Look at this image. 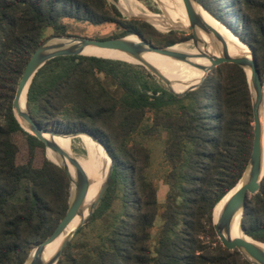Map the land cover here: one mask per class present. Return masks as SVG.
<instances>
[{"label":"trees","instance_id":"obj_1","mask_svg":"<svg viewBox=\"0 0 264 264\" xmlns=\"http://www.w3.org/2000/svg\"><path fill=\"white\" fill-rule=\"evenodd\" d=\"M195 1L251 50L264 80V0ZM63 18L124 28L110 38L158 35L149 23L126 20L108 0H0V264H24L33 244L50 237L68 209L67 174L50 161L47 149L36 166L37 150L45 145L21 126L12 108L43 30L65 35ZM177 34L162 35V46L181 41ZM27 109L46 130L93 135L113 162L108 187L89 220L103 217L116 199L120 212L104 239L88 248L91 262L80 260L69 243L57 264H250L221 245L213 226L215 206L237 184L251 154V96L241 67L221 64L179 97L140 65L61 56L35 74ZM138 131L168 134L170 190L154 253L150 234L159 215L157 190L145 174L149 149L130 143ZM17 133L27 142L21 164L12 157ZM241 225L247 236L264 243V177L246 200Z\"/></svg>","mask_w":264,"mask_h":264},{"label":"water","instance_id":"obj_2","mask_svg":"<svg viewBox=\"0 0 264 264\" xmlns=\"http://www.w3.org/2000/svg\"><path fill=\"white\" fill-rule=\"evenodd\" d=\"M183 1L188 9L187 19L189 22V27L187 31L192 35L193 46L200 47L201 43L198 39V33L202 32V33L209 34L210 36L212 35L210 33V30L207 27H205L204 24L202 23V20L200 16L198 15V13L195 11L194 6L198 5L207 14L209 13L195 0H183ZM209 15L212 16L211 14ZM130 35L136 36L138 40L140 41L133 42V41L128 40L129 35L124 36V37H119V38H110V39H90V38H79V37H70V36H53L43 41L31 55L29 61L27 62L24 68L22 77L16 88L15 96H14L13 103H12V108H13L14 114L16 118L18 119V121H19V118L16 115V111L19 110V101H20V95H21L23 86L25 85L28 79H30V83H29V86H30L32 79L34 78L35 74L39 71V69H41L48 61L56 57L84 55L82 53V49L89 47V46L122 52L128 55L130 58H132L138 63L144 62L143 55L147 52H155L162 56L169 57L171 59H175L179 61H188L191 57H194L187 53L174 50L173 49L174 45L169 46V47L160 48V47L154 46L152 43L145 41L137 34H130ZM216 40L218 41V39ZM220 47H221V54L220 56H217V57L209 56V54L207 55L205 54V52H202V55L200 57L206 58L210 62V66L205 68L206 75L213 68L221 64H224V63L236 64L244 70L246 77H247L250 96H251V105H252V114H253V120H252L253 140H252L251 154H250L247 166L241 178L237 182V184L229 192L233 191L239 184H240V187L228 199L217 221L213 220V226H214V230L217 235V238L219 239L223 247L231 251H238L242 255V257L246 261H248L250 264H264V249L260 247L259 245V244L264 245V243L256 241L252 239L251 237L247 236L241 225V220H242V215H243L246 200L258 192L259 187H260V182L262 178L264 177V174H262L263 168H262V162H261L262 129H261V124H260V109H261V106L264 100V80L262 79L260 75L254 55L252 54L251 50H250V58L241 56V55L233 57L227 52V49L223 43H221ZM101 58H104V57H101ZM106 59H112V58H106ZM113 60H119V59H113ZM145 68L149 72H151V74L159 78V76L155 74V72L151 68L149 67H145ZM249 71L251 72L250 77L248 75ZM159 79L161 80V78ZM198 86H196L195 88H192L189 91L196 89ZM168 91L179 97H182L186 95V93L189 92L187 91L182 94H178V93L173 92L171 89H168ZM27 93H28V90H27ZM19 117L26 124L27 130L26 129L25 130L27 132H29L33 136L37 137L40 141H42L46 149H50L59 161L65 160V157H66L65 152L62 151L53 141L45 140L42 137V135L44 133H47L48 130L37 125L32 119V117L30 116L28 109H27V96H26V109L24 112L20 111ZM49 132L57 134L56 132H53V131H49ZM75 134L76 133H72L69 135H75ZM94 138L98 140L96 137ZM98 142L104 147V149L108 153L105 146L99 140ZM108 155L111 159V156L109 153ZM51 162L59 166L60 168H62L67 174V177L69 179L70 193H69L68 209H67L65 217L58 224V226L56 227L52 235L48 237L45 241L39 243L35 247V249H33L34 250L33 254L31 253L29 254L24 264H57L58 263L62 255V251L64 247L68 245L69 241L75 235L77 230L84 224V222L89 217L92 216L95 209L97 208L103 194L105 193L108 187L111 172H112V167H113V162L111 159V167H110L109 175H108L107 181L101 191V194L97 202L92 206L90 214L85 219V221L75 230L72 236L65 242L58 258L54 262H50V261L43 262L41 260V256H42L45 246L49 244L50 242H52L56 237H58L76 216L83 215L84 201H85L86 194L88 191V186H89V181L86 175L84 174V172L78 166V164L76 163L73 164L77 169L76 171L77 180H76V183L74 184V187H72L73 181L70 176V173L68 172V169L65 166L57 164L53 161ZM236 217L239 218L240 230L243 232L245 237L249 238V240L243 239V238L232 239L230 237L232 224L234 220L236 219Z\"/></svg>","mask_w":264,"mask_h":264},{"label":"rangeland","instance_id":"obj_3","mask_svg":"<svg viewBox=\"0 0 264 264\" xmlns=\"http://www.w3.org/2000/svg\"><path fill=\"white\" fill-rule=\"evenodd\" d=\"M109 3L115 5L123 17L126 20H138L141 22L149 23L158 33L155 35H145V41L152 43L156 47L162 48L161 42L163 41V36L169 31L177 32V37L181 38L182 40L175 43L177 47H186V51L189 53H197L200 51L193 46L192 43V35L184 29H177L173 26L169 27H159L158 22H150L148 19L139 17V16H132L127 15L123 8L121 7L120 0H108ZM134 7L140 13L146 14H153L155 16H169L175 18L177 15L180 16L179 11L182 7L169 6L165 3H162L159 0H133ZM128 3V2H127ZM181 17V16H180ZM214 26L219 29L225 36H234L230 30L225 28L218 20L214 17ZM62 22L67 27V32L63 36H70V37H79V38H90V39H106L110 37H115L120 35L124 32V28L114 24V23H106L101 25H94L86 21L77 20V19H70V18H63ZM160 35V36H159ZM54 32L52 29L46 28L42 32V39L43 41L53 37ZM127 36V35H126ZM139 36V35H138ZM133 39L134 42H139L138 38L134 35L129 36ZM238 40L239 38L236 37ZM240 41V40H239ZM241 42V41H240ZM246 48V46H244ZM86 55V54H84ZM92 56V55H89ZM155 61L167 59L168 57L154 55ZM98 57V56H96ZM116 59V58H114ZM125 61L123 59H119ZM129 62V61H126ZM134 65H140L142 67H149L145 64L138 63V62H129ZM210 63L208 64H201V65H192L191 71L185 68H178L174 70H159L152 67L151 68L155 74L161 78V80L156 77L161 84L162 87L166 89H171L173 92L176 93H184L192 88L198 86L201 81L206 77L205 68L209 67ZM146 69V68H145ZM147 70V69H146ZM151 73V72H150ZM209 74V73H208ZM153 75V74H152ZM172 110V109H171ZM151 116L148 115L145 123H150ZM53 131L54 130H48ZM59 134H66L70 136L68 137L70 141L72 155L75 161L90 163L92 160H99L101 163L102 171H103V179L101 186L99 187L100 190L103 189L108 174L111 167V160L104 149V147L98 143L91 135L85 133H76L75 135H69L72 133L67 132H56ZM168 134L164 131L160 132L157 136H145L143 132L138 131L134 135H132L130 139L131 144H141L149 149L150 151V164L145 171L146 177L148 180L152 181L157 190V201L159 206V215L156 217L154 221L153 228L150 234V247L152 253H154L155 248L157 246L159 232L163 223L161 213L166 207L167 204V195L169 193V185L167 176L171 171V167L165 158V148L167 146ZM12 150H13V162L14 164H21L26 161L27 158V142L25 137L17 133L12 137ZM46 158V147L44 149L40 148L37 150L35 164L36 166H40L43 160ZM120 212V201L116 199L111 206V209L101 218L97 219L96 221H90V217L84 222V224L77 230L75 235L69 241L74 245V251L77 257L84 262H91L92 256L87 250L89 247L99 244L107 234L109 227L117 215ZM219 240V239H218ZM41 243L35 242L30 249L29 254L35 247ZM68 243V244H69ZM27 256V257H28ZM27 259V258H26Z\"/></svg>","mask_w":264,"mask_h":264},{"label":"bare ground","instance_id":"obj_4","mask_svg":"<svg viewBox=\"0 0 264 264\" xmlns=\"http://www.w3.org/2000/svg\"><path fill=\"white\" fill-rule=\"evenodd\" d=\"M162 3H165L169 6H172V9H174L173 6H178L182 7L181 10L179 11L180 16H176L175 18L169 17V16H155L153 14H146V13H140L137 11L134 7V2L133 0H120L121 7L123 8L124 12L127 15H132V16H139L148 19L150 22H158V26L161 27H169L173 26L177 29H184L187 30L189 27V22L187 19V12L188 9L184 3L183 0H159ZM128 2V3H127ZM195 11L198 13L200 16L202 23L204 24L205 27H207L210 30V33L212 36L206 33H198V39L201 43V46L195 47L200 51L197 53H189L186 51V47H177L175 44L173 49L176 51L184 52L189 55H192L194 57H191L188 61H179L171 58L167 59H162L155 61L154 55H160L155 52H147L143 55L144 57V62L142 64H145L149 67L159 69V70H174L178 68H185L191 71L192 65H201V64H208L210 63L208 59L200 57L202 55V52H205V54H209V56L217 57L220 56L221 54V43H223L227 49V52L235 57V56H245L250 58V49L242 42H240L236 37L232 36H225L219 29H217L214 26V19L212 16L207 14L205 11H203L198 5L194 6ZM218 39V41L216 40ZM128 40L133 41L130 37H128ZM134 42V41H133ZM246 46V48L244 47ZM82 53L86 55H92V56H98V57H104V58H116V59H123L125 61L129 62H136L132 58H130L128 55L119 52V51H113L109 49H101V48H96V47H86L82 49ZM162 56V55H160ZM249 77L251 76V72H248ZM30 83V79H28L25 83V85L22 88V92L20 95V101H19V110L16 111V115L19 118V122L23 126L24 129L27 130L26 124L22 121V119L19 117L20 111L24 112L26 109V96H27V90L28 86ZM260 124H261V162H262V168L264 174V100L260 109ZM87 134V133H85ZM42 137L45 140H51L53 141L62 151L65 152L66 157L64 161H59L55 155L52 153L50 149H47L48 157L50 158L51 161L60 164L62 166H65L68 169V172L70 173V176L72 178V187H74V184L76 183L77 180V169L73 165L74 163L78 164V166L81 168V170L84 172L86 175L88 181H89V186H88V191L86 194V198L84 201V206H83V215L82 216H76L72 222L65 228V230L58 236L56 237L52 242L47 244L44 248V251L41 256V260L43 262H54L65 242L72 236V234L75 232V230L85 221V219L88 217L90 214L92 206L97 202L101 191L99 187L101 186L102 179H103V169L101 167V163H99V160H92L90 163H85V162H79L75 161L72 155L71 151V146H70V141L68 137L70 136L66 134H55V133H50L49 131L47 133H44ZM93 137V136H92ZM94 138V137H93ZM95 139V138H94ZM96 140V139H95ZM97 141V140H96ZM99 143V142H98ZM111 160V159H110ZM109 175V174H108ZM240 187V184L231 192H229L219 203L218 205L214 208L213 211V220L217 221V219L220 216V213L225 206L226 202L228 199L233 195V193ZM230 237L232 239L236 238H243L249 240L248 237H245L243 232L240 230L239 227V218L236 217L232 224L231 228V233ZM260 247L264 249V245L259 244ZM34 250L31 252L33 254Z\"/></svg>","mask_w":264,"mask_h":264}]
</instances>
